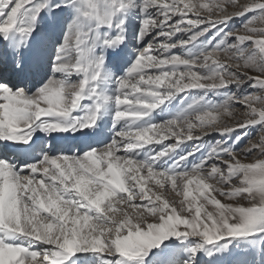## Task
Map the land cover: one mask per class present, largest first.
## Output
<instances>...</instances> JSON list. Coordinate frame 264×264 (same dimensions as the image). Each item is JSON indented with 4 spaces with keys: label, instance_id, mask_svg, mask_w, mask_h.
Returning <instances> with one entry per match:
<instances>
[{
    "label": "snow or ice",
    "instance_id": "snow-or-ice-1",
    "mask_svg": "<svg viewBox=\"0 0 264 264\" xmlns=\"http://www.w3.org/2000/svg\"><path fill=\"white\" fill-rule=\"evenodd\" d=\"M0 62V264L264 260V0H0Z\"/></svg>",
    "mask_w": 264,
    "mask_h": 264
},
{
    "label": "bare ground",
    "instance_id": "bare-ground-1",
    "mask_svg": "<svg viewBox=\"0 0 264 264\" xmlns=\"http://www.w3.org/2000/svg\"><path fill=\"white\" fill-rule=\"evenodd\" d=\"M146 39H149V37ZM28 55L30 57H34V63L32 65L30 73V79L32 83L35 84L38 80L48 74L49 69L46 66L42 53L29 52ZM4 65H6L7 68L4 70L3 75H1L0 80H7L12 83H17L18 79L16 74L10 69L6 62H4Z\"/></svg>",
    "mask_w": 264,
    "mask_h": 264
},
{
    "label": "rangeland",
    "instance_id": "rangeland-1",
    "mask_svg": "<svg viewBox=\"0 0 264 264\" xmlns=\"http://www.w3.org/2000/svg\"><path fill=\"white\" fill-rule=\"evenodd\" d=\"M241 2H244V0H241ZM229 11H232V9L229 8ZM241 22H242L241 20L237 19V20H235L233 22V26L234 27H239ZM150 38L151 37H149V39ZM173 51H176V50H173ZM178 102H179L178 99L173 101V107L177 106ZM238 110H239V106H238ZM225 119L227 120L228 118H225ZM229 122H231V121H229ZM251 138H252L253 141L257 140L259 138L258 132H253ZM208 139L210 140V142H215L216 140L220 139V137L218 135L213 134L212 136H209ZM164 143H175V140L174 139H170V140L164 141ZM188 143L190 144L191 142H188ZM247 143H248V140L246 139L244 141V144L240 145V147H243ZM167 195H168V198L170 200L171 199H175V200H179L180 199V197H176L175 194L172 193L171 191ZM255 259H256V264H264V260H262V258H261V256L259 254L256 255Z\"/></svg>",
    "mask_w": 264,
    "mask_h": 264
}]
</instances>
